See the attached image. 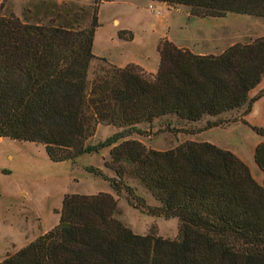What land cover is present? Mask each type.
<instances>
[{
  "label": "trees",
  "instance_id": "16d2710c",
  "mask_svg": "<svg viewBox=\"0 0 264 264\" xmlns=\"http://www.w3.org/2000/svg\"><path fill=\"white\" fill-rule=\"evenodd\" d=\"M103 1L113 0H94L92 8L41 0L21 15L1 10L0 137L42 143L57 162L108 147L105 164L115 176L92 165L87 170L118 195L136 198L128 179L140 181L159 202L141 198L140 205L151 215L178 218V237L135 232L119 218L112 193H66L59 223L0 264H264V183L236 153L209 141L158 149L131 137L146 133L138 124L153 127L165 116L192 123L244 106L248 111L250 92L264 75V35L220 54L195 53L166 38L158 45L156 73L103 58L89 79ZM154 1L186 5L199 17L264 19V0ZM119 37L132 40L134 33L120 30ZM224 121L208 120L206 127ZM100 124L117 130L89 142ZM255 158L264 171V141Z\"/></svg>",
  "mask_w": 264,
  "mask_h": 264
},
{
  "label": "rangeland",
  "instance_id": "374dc122",
  "mask_svg": "<svg viewBox=\"0 0 264 264\" xmlns=\"http://www.w3.org/2000/svg\"><path fill=\"white\" fill-rule=\"evenodd\" d=\"M40 1L0 0V12L12 9L21 15L25 8ZM56 1L74 2L86 8L94 5V0ZM98 15L100 26L96 30L95 57L90 64L89 79L104 64L103 58L119 66L134 63L130 60L135 59L156 67L158 45L166 38L197 51L220 54L228 45L264 35L263 18L239 13L199 17L192 15L186 5L154 0L103 1ZM120 30H124L125 36L132 31L134 39L119 37ZM138 126L146 133H134L131 137L140 138L151 147L165 149L184 141L180 138L190 134L194 125L178 122L175 116H165L156 120L153 127L146 122ZM114 130L101 125L89 142L97 143ZM109 150L106 147L98 153L83 154L76 161L57 162L49 157L42 143L0 137V262L59 223L66 193L95 194L113 189L108 180L87 170V166L92 165L115 176L105 164L110 159ZM128 182L135 188L136 198L126 191L118 195L113 189L121 210L119 218L137 233L155 230L158 235L176 239L178 218L149 214L148 209L140 205L141 198L152 206L159 202L140 181L129 178Z\"/></svg>",
  "mask_w": 264,
  "mask_h": 264
},
{
  "label": "crops",
  "instance_id": "0c3cea01",
  "mask_svg": "<svg viewBox=\"0 0 264 264\" xmlns=\"http://www.w3.org/2000/svg\"><path fill=\"white\" fill-rule=\"evenodd\" d=\"M182 47L189 48L195 53L207 54L206 52L197 51L190 46H182ZM224 49L222 51H224ZM157 53H158V60H157L158 63L156 67H151L140 60L134 59L130 61L141 65L148 72L156 73L160 63L159 51H157ZM128 63L129 62H127L126 64ZM250 97L253 98V102L248 111H247V106H244L240 109H234L231 111L224 112L219 116L208 115L202 120L192 122V124L194 125L193 131H191L190 134H187L184 138H180V139H183L184 141L186 140L209 141L222 148L233 151L250 167L255 179L259 183L263 184L264 171L260 168V166L256 161L255 152L258 144L264 141V135L254 130L252 128V125L259 126L264 129V75L261 82L251 90ZM217 118H222L225 121L220 125L206 127L208 120H215ZM101 125L103 124H100L99 126ZM107 126H111L112 128H114L115 129L114 132L117 130V127L113 125H107ZM103 192H109L112 193L114 196H117V194L115 193V191H113V189H107L104 190Z\"/></svg>",
  "mask_w": 264,
  "mask_h": 264
},
{
  "label": "water",
  "instance_id": "95a60500",
  "mask_svg": "<svg viewBox=\"0 0 264 264\" xmlns=\"http://www.w3.org/2000/svg\"><path fill=\"white\" fill-rule=\"evenodd\" d=\"M167 4V3H166Z\"/></svg>",
  "mask_w": 264,
  "mask_h": 264
}]
</instances>
